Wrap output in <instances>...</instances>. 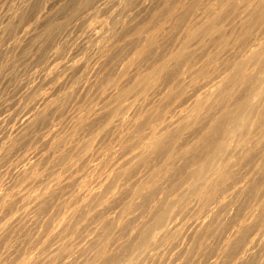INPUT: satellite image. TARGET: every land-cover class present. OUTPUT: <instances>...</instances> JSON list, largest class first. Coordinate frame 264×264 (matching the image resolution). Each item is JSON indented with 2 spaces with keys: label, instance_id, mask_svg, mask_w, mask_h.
I'll use <instances>...</instances> for the list:
<instances>
[{
  "label": "rangeland",
  "instance_id": "obj_1",
  "mask_svg": "<svg viewBox=\"0 0 264 264\" xmlns=\"http://www.w3.org/2000/svg\"><path fill=\"white\" fill-rule=\"evenodd\" d=\"M215 1L121 0L122 19L117 22L113 17L116 30L112 35L111 14H108L114 6L113 0H0V108L9 99H15L19 80L33 69L47 64L55 46L67 38L63 52L57 57L61 60H52L43 70L37 69L33 73L36 76L43 71V79L48 82L36 98L44 102L36 103L34 107L30 105L11 124V129L18 130L32 120L26 131L33 142L12 152V170L26 174V178L10 187L6 194H0V230H7L8 236L19 232L30 233L38 248H47L51 253L60 246L80 247L86 239L94 238L106 226H116L117 221L121 220L118 226L137 221L136 209L144 195L136 196V190L146 174L143 162L157 152L145 159L132 158L138 151V131L147 133L151 125L160 128L170 123L169 133L172 134L180 112L192 111L191 104L181 106V101L199 86L200 81L198 77L193 84L189 83L192 73H184L188 58L195 60L194 68L208 61L206 68L210 71L221 69L228 62L223 61V64L221 57L229 43L219 49L215 31L208 37L196 38L184 48L185 41L191 36L188 35L189 29L193 27L195 31L197 22L208 14L214 15L209 13V7ZM216 9L214 5L212 10L217 12L219 9ZM95 12L97 18L88 24L92 32L88 44L93 47V56L85 63L87 53H81L86 42L80 40L72 58L63 59L83 33L88 14ZM228 18L229 15H225L220 23L222 34H225L224 22ZM227 37L230 41L231 37ZM151 39L155 41L151 43ZM232 46L235 47L234 44ZM183 50L185 52L179 60H170L172 54ZM59 51L57 49L53 56ZM216 52H219L217 60L210 63L211 55ZM161 63L166 64L164 71L155 76L157 80L151 87L144 88L143 83L153 81V74ZM220 65L222 67L218 68ZM171 72L176 75L170 77ZM164 80L171 86L161 92L159 89ZM182 83L188 84L183 90ZM61 88L65 91L60 92V96L76 92L81 102L50 121L52 113L49 110L58 99L53 96L54 90L58 92ZM125 88L131 91L119 98V92ZM199 92L196 96L202 94L203 89L200 88ZM203 110L205 108L201 107L194 113L199 111L203 115ZM183 115L179 121H185ZM69 120L72 121L71 127L68 126ZM195 122L188 123L181 132L175 131L179 133L177 144L197 125ZM88 131H91L90 135L85 134ZM5 144L6 151H12L14 146L7 141ZM171 159L172 156L154 172L157 173L160 168L170 171L168 161ZM255 159L256 156H253L249 163ZM234 160L235 157L231 162ZM120 165L125 166L126 174L117 176L113 182L114 169ZM256 167L258 170L264 168V163L257 161ZM250 179L252 176L246 177L209 211L189 217L183 223L177 217L172 223L180 224L184 233L182 246L191 244L211 230L216 234L218 253L225 248L227 239H232L229 252L234 251L241 236H236L237 225L256 208L258 215L264 218V208L255 205L245 207L243 197L234 198V194L245 188ZM259 182H264V176ZM91 193L97 194L95 199H92ZM42 196L43 201L39 200ZM131 200L137 204L123 217V209ZM87 202L88 205H84ZM144 219L140 216L137 226ZM201 222L205 225L198 228ZM8 236L0 241V245ZM82 236L85 239H81ZM252 239L256 240V236L252 235Z\"/></svg>",
  "mask_w": 264,
  "mask_h": 264
},
{
  "label": "clouds",
  "instance_id": "obj_2",
  "mask_svg": "<svg viewBox=\"0 0 264 264\" xmlns=\"http://www.w3.org/2000/svg\"><path fill=\"white\" fill-rule=\"evenodd\" d=\"M222 2L226 5L225 13L231 12L224 22L226 36L231 39L229 47L222 54V63L227 60V67L231 68V62L240 59L250 48H255L256 51L242 61L240 72L234 73L225 87L217 92L216 100L205 108L197 125L178 144L175 141L179 136L174 131L163 141L158 151L143 162L146 165L143 182L152 184V188L144 193L137 206V221L108 226L94 238L86 239L80 247L65 245L51 253L47 248H38L30 233L25 235V232H19L8 236L7 230H0V241L8 236L0 245V264H213L214 261L215 264H264V218L259 215L248 226L238 247L231 252L226 248L222 249L221 253L216 251V234L211 230L191 244L182 246L184 233L180 230V224L172 223L177 217L183 223L189 217L209 211L223 195L231 192L249 176L252 179L245 188L234 194V198L243 197L245 207L255 205L264 208V182H259L264 176V168H256L257 161L264 162V0ZM113 4L108 14H111L112 35L116 30L112 23L113 17L119 22L123 8L121 0H113ZM117 13H121V16H117ZM128 15L131 16L132 13L129 12ZM96 18L97 12L88 14L83 33L64 54L63 59L72 58V52L80 40L86 42L85 50L81 53H87L85 63L93 56V47L88 44V40L92 39L88 24ZM65 43L67 38L55 46L47 64L52 60H61L57 57L63 52ZM233 44L235 47H232ZM57 49L60 50L59 53L53 56ZM47 64L22 77L18 82L15 99H9L0 108V194H6L10 187L26 178V174L12 170L10 158L14 159L13 151L23 149L33 142L26 131L33 121L30 120L18 130L11 129V124L30 105L34 107L36 103L44 102L43 99L36 98L48 82L43 79V71L36 76L33 73L37 69L43 70ZM150 67L149 64L148 68ZM33 80L36 81L35 84ZM165 81L161 83V92L171 85ZM72 82L74 81L69 83ZM65 88L58 92L54 90L55 95L52 94L58 99L49 110L52 113L50 121L81 102L77 99L76 92L60 96L59 93L65 91ZM199 91V87L194 88L181 101V106L191 104L199 109L202 103L198 105L194 99ZM241 93H244L243 96ZM9 113L11 115H7ZM68 126H72L71 120L68 121ZM91 131L85 134L90 135ZM6 141L14 146L12 151H6ZM169 155L172 156L169 161L171 170L166 174L155 173L154 170ZM253 156L256 159L249 163ZM233 157L235 160L229 163ZM140 216L146 219L137 226ZM252 235L256 236L258 242L253 244ZM81 239L85 237L82 236ZM28 256H32V259L27 260Z\"/></svg>",
  "mask_w": 264,
  "mask_h": 264
},
{
  "label": "bare ground",
  "instance_id": "obj_3",
  "mask_svg": "<svg viewBox=\"0 0 264 264\" xmlns=\"http://www.w3.org/2000/svg\"><path fill=\"white\" fill-rule=\"evenodd\" d=\"M197 5V4H196ZM214 5L217 6V9L218 10L217 12L213 11L212 9L214 8ZM167 9V8H166ZM184 11V9L182 10ZM225 11H226V5L223 4L222 0H216L214 4H211V7H209V13L210 14H214L213 16H210L209 14V18L207 17H204L202 20H200L199 22H197L194 27L196 28L195 31L192 30L193 27H191L189 29V34L188 35H191L189 40H187V38L185 40L186 45L184 48L188 47V45L191 44V41L193 42L196 38H200V37H208L211 35V33H213L214 31L217 33L216 35L217 38H216V42L218 43V46H219V49L221 48H225L228 43H229V38L225 35V34H222V27L221 26V21L223 20L224 16L225 15H230L231 12H227L225 14ZM177 15V14H176ZM184 16V15H183ZM182 19V17H180ZM170 19V18H169ZM175 20V19H174ZM183 20V19H182ZM181 20V21H182ZM230 21V20H229ZM160 23V22H159ZM154 28V26H153ZM159 29V28H158ZM194 29V28H193ZM191 33V34H190ZM151 36V35H150ZM215 37V36H214ZM212 36V38H214ZM149 39V37H147V40ZM207 39V38H205ZM152 40V39H151ZM154 40V39H153ZM153 40L151 43H153ZM204 40V39H203ZM211 40V38H210ZM155 41V40H154ZM196 41V40H195ZM203 42V41H202ZM205 42V41H204ZM209 42V41H208ZM214 43V42H213ZM215 43V44H217ZM217 46V45H216ZM149 47V46H148ZM207 47V46H206ZM233 47V46H232ZM183 48V49H184ZM216 48V47H215ZM256 49L255 48H250L249 51L247 53H243L242 56L240 57V59L238 60H235V61H232V66L231 68H228L227 65L229 62L227 63H223L224 66L222 67V65H220L218 68L222 67L221 69H213L212 71L209 70V68H206L207 64H208V61L205 62L201 67L199 68H194V62L195 60H193L192 58H188L186 61H185V74L186 73H192V77H191V80H190V84H193L194 83V80L196 81L198 77H200V81H198V87L201 88V90L203 89V92L202 94H198L194 99H195V103L196 104H201L202 103V106L201 107H204V108H207L209 105L213 104V102L216 100V96H217V92L221 89H223L226 85V83L232 78L233 74L234 73H237V72H240L241 68V63L244 59H246L249 55H251L253 52H255ZM184 50L183 51H178V52H175L174 54H172V56L170 57L171 59L170 60H174L177 61L179 60V58L184 54ZM203 52V51H202ZM201 53V52H199ZM219 52H216L214 55H211L210 59H209V62L212 63L214 61L217 60V54ZM141 57V55H139ZM192 56V55H190ZM199 56V55H198ZM209 56V55H208ZM143 57V56H142ZM147 58V57H146ZM145 58V59H146ZM208 59V58H207ZM221 60V59H220ZM230 60V58H229ZM226 61V60H225ZM216 63V62H215ZM173 66V65H172ZM166 67V64L165 63H161V65H159V67L156 69V72L151 73L153 74L154 76V79L153 81H148L146 83H143V87L144 88H149L151 87L155 81L157 80V77L155 76H159V74L164 71ZM176 75L175 72H171L169 74L170 77H174ZM191 76V74H190ZM145 77V76H144ZM160 78V77H159ZM161 79V78H160ZM243 81V76L241 78V82ZM160 83V82H159ZM201 85H203V87H200ZM171 86V85H170ZM185 86H188V84H184L182 83L181 85V88L182 90L184 89ZM181 90V91H182ZM131 91L130 88H125V89H121V91L119 92L120 94V97L119 98H122L124 97L127 93H129ZM192 91V90H191ZM187 93V92H186ZM200 93V92H199ZM118 94V95H119ZM231 94V93H230ZM244 93H241V96H243ZM178 97V96H177ZM200 107V108H201ZM199 108V109H200ZM192 111H188V109H184V110H187L188 112L185 113V111L180 112V115L178 116V119H177V126H176V129L175 131L176 132H181V129L183 130V127H186L187 124L191 121H196L195 123H198L201 116L198 112L197 113H194V111L196 110H199L197 108H194V107H191ZM204 111V110H203ZM183 113H185L183 115ZM183 115V117H185V121L186 120H189L188 122H185V121H179L180 119V116ZM157 118H159L158 115H156ZM182 117V118H183ZM176 119V118H175ZM81 120V119H80ZM172 122V121H171ZM138 125V124H137ZM136 125V126H137ZM157 125H160V124H157ZM162 125V124H161ZM152 127H150V129L148 130L147 133H140V130L138 131V140H137V152H135L133 154V157L132 158H135V157H139V158H142V159H145L146 157L150 156V154H153L154 152L158 151L159 147L161 146V144L163 143L164 140H166L171 133H169V127H170V123H166V125H162L160 128L159 127H154L153 125H151ZM136 128V127H135ZM178 136H179V133H178ZM177 141V140H176ZM175 141V142H176ZM180 141V140H179ZM171 157V155H169L168 159ZM140 160V159H139ZM138 160V161H139ZM141 162V161H140ZM169 162V161H168ZM229 163H231V160L229 161ZM264 163V162H262ZM226 167V165H225ZM259 167V166H258ZM256 167V168H258ZM261 167V165H260ZM168 171L167 168H160L158 169V172L157 174H166ZM126 174V169H125V166L124 165H120L118 167H116L114 169V172H113V175H112V180L113 182L115 181L116 177L119 176V175H125ZM217 174L219 175L220 174V170L218 169V172ZM112 182V183H113ZM110 183V184H112ZM246 183V182H245ZM58 183L54 186L57 187ZM109 185V184H108ZM110 186V185H109ZM53 188V189H54ZM59 188V187H58ZM152 188V184L150 183H147V182H142L141 185L137 188L136 190V196L139 198L140 196L143 195V193H146L148 192L150 189ZM47 195V194H46ZM44 195V196H46ZM41 197V201H43V197ZM91 196H92V199H95V196H97V194H94V193H91ZM47 197V196H46ZM45 197V198H46ZM43 199V200H42ZM130 203H128V206L123 209V214L122 216H126L128 213H130L131 211V208L134 207L137 203L135 202V200H131L129 201ZM48 203V202H47ZM89 202L85 203L84 205H88ZM259 207V206H258ZM259 209V208H258ZM258 216V213H257V208L256 209H253L251 210L248 215H247V218L245 220H243L242 222H240L237 227H236V236L238 238L239 235L240 238L238 240V245H239V242H241V238L244 236L243 234L247 231V227L253 222L255 221L254 219H256ZM115 219L112 220V222H114ZM121 220L120 221H117L116 222V226H118L120 224ZM105 223L102 224V226L104 225ZM66 225V224H65ZM64 225V227H65ZM71 225V224H70ZM199 227L198 228H201L205 225V223L201 222L198 224ZM107 227V226H106ZM230 237V236H229ZM231 241L232 239H227L226 243H225V248L228 249L229 251V248L231 246ZM237 241V239H236ZM253 243L256 241L255 239H252L251 240ZM234 243V242H233ZM234 245V244H232ZM61 247V246H60ZM63 247V246H62ZM224 248V249H225ZM57 250V249H56ZM32 259V256H29L27 257V260H31ZM26 264V262H25Z\"/></svg>",
  "mask_w": 264,
  "mask_h": 264
}]
</instances>
